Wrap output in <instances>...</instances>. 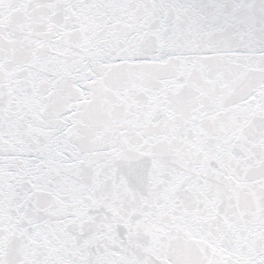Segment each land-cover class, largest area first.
<instances>
[{"label": "snow or ice", "instance_id": "6c2138e0", "mask_svg": "<svg viewBox=\"0 0 264 264\" xmlns=\"http://www.w3.org/2000/svg\"><path fill=\"white\" fill-rule=\"evenodd\" d=\"M0 264H264V0H0Z\"/></svg>", "mask_w": 264, "mask_h": 264}]
</instances>
